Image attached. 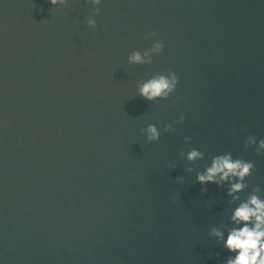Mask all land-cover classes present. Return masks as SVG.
I'll return each instance as SVG.
<instances>
[{
  "label": "water",
  "instance_id": "95a60500",
  "mask_svg": "<svg viewBox=\"0 0 264 264\" xmlns=\"http://www.w3.org/2000/svg\"><path fill=\"white\" fill-rule=\"evenodd\" d=\"M152 31L162 52L129 65ZM168 71L167 100L137 94ZM249 135L264 139V0H103L99 15L86 0H0L3 264H224L209 231L228 223L230 198L187 167L231 152L255 163L241 197H264ZM192 148L206 159L188 164Z\"/></svg>",
  "mask_w": 264,
  "mask_h": 264
},
{
  "label": "clouds",
  "instance_id": "9594fccd",
  "mask_svg": "<svg viewBox=\"0 0 264 264\" xmlns=\"http://www.w3.org/2000/svg\"><path fill=\"white\" fill-rule=\"evenodd\" d=\"M48 2L52 7H58L66 5L68 0ZM102 2L103 0H86L94 9V15H99ZM87 24L91 29L96 28V20L92 16L88 18ZM157 37L156 31L148 33L150 46L143 51H132L127 57L128 64H151L152 58L159 55L164 48V44ZM178 84L179 77L174 71L155 74L137 85V94L144 100L155 103L158 100H167L176 92ZM184 119L181 115L177 122H183ZM173 130L171 124L163 126L164 132ZM141 132L148 143L158 142L162 135L156 124H148ZM184 139L185 143H189L191 138ZM244 146L254 148L257 155L264 153V139H257L254 135L246 138ZM180 156L190 165L206 159L205 153L197 148H192L186 153L181 151ZM168 166L175 167L172 163ZM254 168L253 161L234 158L231 152L213 156L202 170L187 167L188 172L195 171V181L201 185L202 191L206 192L207 185L214 184L217 188H223L226 196L230 198L228 223L213 226L209 231V236L215 238V241L230 253L224 264H264V197L258 186H253L246 198L240 195L250 187L246 180L252 175ZM0 264H3L2 260Z\"/></svg>",
  "mask_w": 264,
  "mask_h": 264
}]
</instances>
